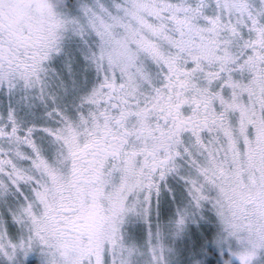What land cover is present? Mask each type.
Here are the masks:
<instances>
[{"label": "snow or ice", "instance_id": "1", "mask_svg": "<svg viewBox=\"0 0 264 264\" xmlns=\"http://www.w3.org/2000/svg\"><path fill=\"white\" fill-rule=\"evenodd\" d=\"M0 264H264V0H0Z\"/></svg>", "mask_w": 264, "mask_h": 264}]
</instances>
